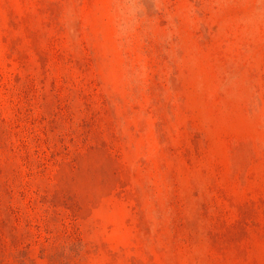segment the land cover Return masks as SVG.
<instances>
[{
    "label": "rangeland",
    "instance_id": "1",
    "mask_svg": "<svg viewBox=\"0 0 264 264\" xmlns=\"http://www.w3.org/2000/svg\"><path fill=\"white\" fill-rule=\"evenodd\" d=\"M0 264H264V0H0Z\"/></svg>",
    "mask_w": 264,
    "mask_h": 264
}]
</instances>
